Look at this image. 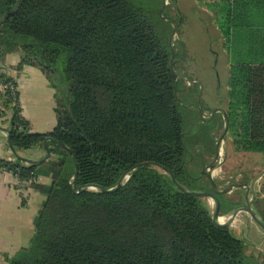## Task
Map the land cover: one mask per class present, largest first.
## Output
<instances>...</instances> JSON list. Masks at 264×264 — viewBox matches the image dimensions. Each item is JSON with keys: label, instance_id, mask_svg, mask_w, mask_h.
<instances>
[{"label": "trees", "instance_id": "trees-1", "mask_svg": "<svg viewBox=\"0 0 264 264\" xmlns=\"http://www.w3.org/2000/svg\"><path fill=\"white\" fill-rule=\"evenodd\" d=\"M252 1L208 8L232 62L224 112L231 145L264 155V63L245 53L240 31L264 23V0ZM12 54L20 56L17 74L30 66L48 81L56 123L48 134L31 133L16 81L0 71L10 150L43 151L52 140L43 163L0 159V170L20 181L50 179L31 182L45 200L28 245L8 264H244L243 243L214 225L203 198L174 184L189 192L211 187L201 184V162L189 168L194 158L184 143L190 133L172 52L149 19L127 0H0V60ZM212 123L222 130L224 120ZM124 174L129 178L118 190L102 192ZM261 190L252 208L264 222ZM217 197L220 216L241 205Z\"/></svg>", "mask_w": 264, "mask_h": 264}, {"label": "rangeland", "instance_id": "rangeland-1", "mask_svg": "<svg viewBox=\"0 0 264 264\" xmlns=\"http://www.w3.org/2000/svg\"><path fill=\"white\" fill-rule=\"evenodd\" d=\"M127 1L135 11L151 21L161 43L173 51L174 73L179 80L178 96L180 105L183 106L180 112L184 117L186 134L190 133L184 139V143L189 154L194 158L189 168L198 170L197 165L200 162L205 163L209 157H212V148L222 131L212 129V121L206 126L198 122L203 117L207 118L215 107L226 109L228 61L223 42L216 30L212 11L207 8V4L212 0ZM173 30L175 32L171 40ZM17 65L10 69L14 71ZM1 71L6 73L4 68ZM19 74L20 72L16 75ZM16 75L8 77L16 81L14 78ZM42 105L44 110L45 103ZM199 106H201V116L200 110H197ZM52 111L53 109L50 113ZM219 152V158L211 174L221 187L226 186L238 174L252 176L254 172L264 168L263 154L236 153L228 134L224 136ZM20 154L22 155L17 153L20 157L25 155L24 152ZM260 182L264 184V179ZM228 198L231 203L237 200L239 204H243L242 198L238 195H230ZM203 199L212 214V200ZM240 219L242 221L237 222L229 232L243 243L244 264H264L263 231L250 217L241 215Z\"/></svg>", "mask_w": 264, "mask_h": 264}, {"label": "crops", "instance_id": "crops-1", "mask_svg": "<svg viewBox=\"0 0 264 264\" xmlns=\"http://www.w3.org/2000/svg\"><path fill=\"white\" fill-rule=\"evenodd\" d=\"M219 1L221 0H212L211 3L207 4V8L210 4ZM252 2L256 4L258 0H253ZM260 14L261 13L256 14V17L261 18L262 15ZM240 31L243 35L242 46L245 48V53L253 55V60L264 63V23L246 29L243 28ZM225 54L228 61V78L226 82V89L228 91V80L232 62L227 51H225ZM19 60V54L6 56L3 61H0V71L4 68L7 76L16 75L17 73L11 70L10 67L18 64ZM14 78H16V91L19 94L21 115L26 122H28L30 132L33 134L50 133L55 127L56 120L54 114V91L50 89L48 81L39 69L30 66H25L20 71V74L18 76L16 75ZM227 91L226 108L228 104ZM2 93L3 88L0 86V95ZM42 103H45L46 106L44 110ZM52 109L53 111L50 113ZM9 118L10 111L8 110L4 112V117L0 118V159L12 161L14 160V156L6 140V132L9 131ZM24 154L25 155L21 158L39 161L43 158L44 151L36 148L24 152ZM262 171H264V168L260 169L258 172H254L252 176L238 174L234 178L236 181L234 183L249 185L257 173H261ZM240 178H242V180ZM263 179L264 177L256 183V194L262 191L261 189L264 184L260 181ZM36 183L48 185L50 179L48 177H38ZM44 200V195L40 194L31 186H27L26 184L19 185L16 178L11 174H7L3 180L0 181V264H8L7 258L13 257L19 250L28 245L34 232V221L39 215ZM240 206H244V202ZM241 215L236 217L228 229L234 227L237 222L239 223Z\"/></svg>", "mask_w": 264, "mask_h": 264}, {"label": "water", "instance_id": "water-1", "mask_svg": "<svg viewBox=\"0 0 264 264\" xmlns=\"http://www.w3.org/2000/svg\"><path fill=\"white\" fill-rule=\"evenodd\" d=\"M174 32H175V30H173V32H172L171 40L173 38ZM171 52H172V56H171V60H170V67L173 68L174 55H173L172 49H171ZM1 72L4 73L3 71H1ZM200 116H201V113H200ZM224 119H225V126H224L223 133L219 136V138L216 142V155L214 158V162H216L219 158L220 144H221V142H222V140H223V138L226 135L227 130H228V121H227V118L225 115H224ZM6 140H7L8 146L10 148V139H9V133L8 132H6ZM47 142H52V140L46 139L42 143L44 156L39 161H32V160H28L25 158H21V157H18L15 152H13V151H11V152L15 158L21 159L25 163H29L31 165L40 164V163L47 161L50 157V152H49V149L47 147ZM58 146L63 148V146H61V145H58ZM73 162H74V176H73V182H72L73 192L75 194H79L80 192H82V190H78V192H75V183H76V178H77V166H76L74 157H73ZM144 165H146V164H141L138 166V168H141ZM159 168L161 170H163L166 174H168V171L166 169H164L162 167H159ZM263 177H264V171L257 174L253 178V180L251 181V183L249 185H247V184L241 185V184H235L234 183V184H231L230 186L226 187L225 189H221V188H218L216 186V184L212 182V174H206V178H207V180L211 186V189L213 188V194H212V192L211 193L189 192V191H186L184 188H182L180 185L176 184L174 181L173 182L178 189H180L181 191H183L185 193H189V194L196 196V197L207 198V199L212 200V203H214V210L211 214V219H212V222L214 223V225H216L217 227H220L223 229H228L232 225L233 221L236 219V217L238 215L244 214V215L250 217L261 228V230L264 233V222L257 216L256 212L252 208V203L256 198V189H255L256 183L260 179H262ZM128 178H129V176L127 174H124L120 178L118 185L114 189L108 190V191L102 190V192L103 193H111V192L118 190L122 186V184L128 180ZM91 189H95V188L91 187ZM238 189L244 191V194L241 195L242 200L244 202V206H241V207L234 209L232 212H230L226 216H220V214H221V212H220L221 203H220L217 196L218 195H229L233 192V190H238ZM239 198H240V196H239ZM229 201L231 202V200H229ZM236 202L238 203L237 200H236ZM220 219H223L224 222L221 223Z\"/></svg>", "mask_w": 264, "mask_h": 264}, {"label": "flooded vegetation", "instance_id": "flooded-vegetation-1", "mask_svg": "<svg viewBox=\"0 0 264 264\" xmlns=\"http://www.w3.org/2000/svg\"><path fill=\"white\" fill-rule=\"evenodd\" d=\"M197 110H200L199 112L202 114L201 106H199V109H197ZM224 112H225V110L223 108L215 107V108L212 109L211 114L207 118L203 117L202 120H200L198 123H201V121L202 122H208V121L210 122L215 117H220V119L224 120L223 129L221 131V134H222L223 130H224V126H225V119H224V115L225 114H224ZM215 155H216V144H214V146H213L212 157L211 158L209 157V159L205 163H202L200 165V174H201V179H202V181H201L202 183L201 184H203V185H205V183L208 182V180L206 178V174H211V172H213V170L215 168V164L217 163V161L214 162ZM212 182L215 183L218 188L225 189L226 187L230 186L231 184H234V182H236V181H235V179H233L231 182L227 183L226 186L221 187V185L216 180H214L213 176H212ZM208 189H209L208 192H198V193H211L212 192V194H213V188H212V190H211V187L208 188ZM234 194L238 195V197L239 196L241 197V195L244 194V191H242V190H233V192L231 194L225 195V196L227 197V199H229L228 197L230 195H234ZM212 205H213V210H214V203H212ZM239 207H241V206H239ZM213 210H212V212H213Z\"/></svg>", "mask_w": 264, "mask_h": 264}, {"label": "built area", "instance_id": "built-area-1", "mask_svg": "<svg viewBox=\"0 0 264 264\" xmlns=\"http://www.w3.org/2000/svg\"><path fill=\"white\" fill-rule=\"evenodd\" d=\"M1 86V85H0ZM2 87V86H1ZM3 88V87H2ZM12 92L14 91L13 88H11ZM7 174H11V173H8L4 170H0V181L3 180V178L7 175ZM12 176H14V178H16V180L18 181L19 185L20 184H26L27 186H31V182H35L37 181V178L36 179H32L31 181H20L15 175L11 174Z\"/></svg>", "mask_w": 264, "mask_h": 264}, {"label": "bare ground", "instance_id": "bare-ground-1", "mask_svg": "<svg viewBox=\"0 0 264 264\" xmlns=\"http://www.w3.org/2000/svg\"><path fill=\"white\" fill-rule=\"evenodd\" d=\"M220 222L222 223V222H224V220L223 219H220Z\"/></svg>", "mask_w": 264, "mask_h": 264}]
</instances>
